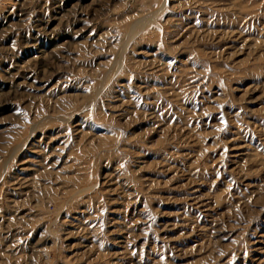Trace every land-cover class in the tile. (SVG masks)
I'll use <instances>...</instances> for the list:
<instances>
[{
  "label": "rangeland",
  "instance_id": "obj_1",
  "mask_svg": "<svg viewBox=\"0 0 264 264\" xmlns=\"http://www.w3.org/2000/svg\"><path fill=\"white\" fill-rule=\"evenodd\" d=\"M0 264H264V0H0Z\"/></svg>",
  "mask_w": 264,
  "mask_h": 264
},
{
  "label": "bare ground",
  "instance_id": "obj_2",
  "mask_svg": "<svg viewBox=\"0 0 264 264\" xmlns=\"http://www.w3.org/2000/svg\"><path fill=\"white\" fill-rule=\"evenodd\" d=\"M133 25H134V23H133ZM132 26V25H131Z\"/></svg>",
  "mask_w": 264,
  "mask_h": 264
}]
</instances>
